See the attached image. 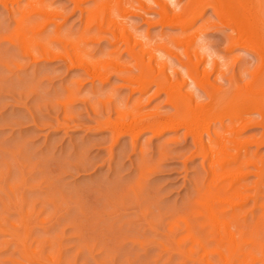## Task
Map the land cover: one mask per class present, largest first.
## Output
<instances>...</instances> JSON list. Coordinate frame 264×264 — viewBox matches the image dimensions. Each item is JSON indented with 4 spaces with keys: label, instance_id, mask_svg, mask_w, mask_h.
I'll use <instances>...</instances> for the list:
<instances>
[{
    "label": "rangeland",
    "instance_id": "obj_1",
    "mask_svg": "<svg viewBox=\"0 0 264 264\" xmlns=\"http://www.w3.org/2000/svg\"><path fill=\"white\" fill-rule=\"evenodd\" d=\"M6 1L7 6L0 0V264H199L204 225L194 211L200 214L198 184L208 162L202 165L191 136L177 127L160 133L144 129L133 139L104 125L110 119L127 128L141 114L172 112L166 93L154 84L131 90L113 70L106 80L92 81L82 67L61 58L33 61L28 51L36 43L26 33L36 23L23 22L32 0ZM45 1L61 10L60 28L73 36L94 4ZM185 1L177 0L178 8ZM147 12L152 25L140 15L128 19L138 34L147 31L159 40L179 31L155 22L156 11ZM211 12L208 6L193 27ZM240 12L234 9L231 16ZM228 32L223 23L205 32L211 57L229 64L239 56L238 73L239 67L256 65L250 50L227 49ZM95 41L89 54L95 61L114 51L108 39ZM119 51L120 59H129ZM209 77L215 80L216 73ZM221 82L228 86L226 77ZM122 107L133 115L124 117ZM256 113L251 121L259 119ZM249 126L241 133L250 137L262 131L257 123ZM263 215L257 218L264 242Z\"/></svg>",
    "mask_w": 264,
    "mask_h": 264
},
{
    "label": "bare ground",
    "instance_id": "obj_2",
    "mask_svg": "<svg viewBox=\"0 0 264 264\" xmlns=\"http://www.w3.org/2000/svg\"><path fill=\"white\" fill-rule=\"evenodd\" d=\"M1 1L4 5L7 2ZM92 1L82 31L73 36L60 28L56 16L61 10L44 0H32L23 16L25 25L36 23L26 33L28 41L36 43L28 51L31 59L37 62L40 58H61L70 67H82L91 79L98 77L102 81L113 70L131 90L145 91L154 84L155 90L164 91L172 112L158 117L138 115L127 128L116 127L110 119L104 125L117 135L128 132L133 139L144 129L160 133L182 127L184 135L191 136L202 165L208 162L198 184L203 192L199 190L200 214L194 211V218L201 215L204 225H198L203 233L198 239L205 251L199 264H264L262 224L257 218L262 211L264 214V152L260 153L264 146V0H186L179 8L177 0ZM208 6L211 15L194 28V22ZM234 9L241 12L231 16ZM148 10L157 12L155 22L178 27L179 31L172 38L159 40L150 38L147 31L138 34L128 19L140 15L150 25L154 20L147 17ZM220 23L229 27L227 49L238 46L250 50L257 58L256 65H244L247 69L241 65L238 73L239 56L229 64L217 56L211 57L215 54L210 55L204 35L209 27ZM102 38L111 41L115 48L95 61L89 56L91 42ZM56 42L65 48H58ZM120 49L126 51L129 59H120ZM210 72L216 73L213 81ZM223 77L229 82L227 87L221 82ZM125 109L121 108L124 117L133 115ZM254 111L259 119L251 121ZM253 123L262 127L260 134L248 137L241 133ZM251 144H255L254 149ZM211 235L214 245L210 244Z\"/></svg>",
    "mask_w": 264,
    "mask_h": 264
}]
</instances>
